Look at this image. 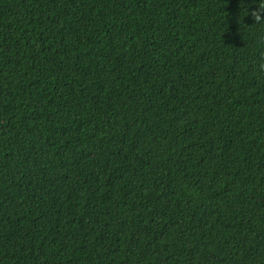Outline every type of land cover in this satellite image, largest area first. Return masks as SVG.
Returning <instances> with one entry per match:
<instances>
[{"label": "trees", "instance_id": "1", "mask_svg": "<svg viewBox=\"0 0 264 264\" xmlns=\"http://www.w3.org/2000/svg\"><path fill=\"white\" fill-rule=\"evenodd\" d=\"M0 264H264V0H0Z\"/></svg>", "mask_w": 264, "mask_h": 264}]
</instances>
